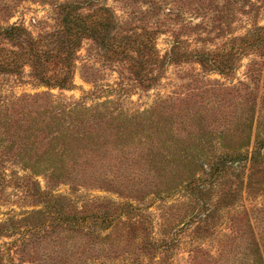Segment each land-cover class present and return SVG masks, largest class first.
I'll list each match as a JSON object with an SVG mask.
<instances>
[{
    "label": "rangeland",
    "instance_id": "obj_1",
    "mask_svg": "<svg viewBox=\"0 0 264 264\" xmlns=\"http://www.w3.org/2000/svg\"><path fill=\"white\" fill-rule=\"evenodd\" d=\"M11 26L0 63L59 31L71 89L0 69V264H264V0H0Z\"/></svg>",
    "mask_w": 264,
    "mask_h": 264
},
{
    "label": "trees",
    "instance_id": "obj_2",
    "mask_svg": "<svg viewBox=\"0 0 264 264\" xmlns=\"http://www.w3.org/2000/svg\"><path fill=\"white\" fill-rule=\"evenodd\" d=\"M66 7V6H65ZM83 21L88 20L91 15L82 16ZM68 20V19H67ZM66 20V21H67ZM96 22H94L95 24ZM101 27V22L99 21V28ZM22 29L17 26H11L4 30H0V35L7 37L9 40H18V35L21 33ZM59 31L53 33H47L38 39L28 38L25 44L19 46L18 50H7V59L5 62L0 63V69L2 72L13 73L16 71L19 64L17 60L20 59L22 66L28 64L33 72V79L49 88H58L60 90H70L71 89V60L69 59L68 66L66 68V75L62 78L59 77H49L48 69H46L47 63L50 62L52 58V53L50 46L52 44V37L58 34ZM67 53L71 57V48L72 52L75 50L77 44L75 42H67L66 44ZM76 45V46H74ZM76 51V50H75ZM125 52V51H124ZM122 53V52H120ZM67 61V58H65Z\"/></svg>",
    "mask_w": 264,
    "mask_h": 264
}]
</instances>
